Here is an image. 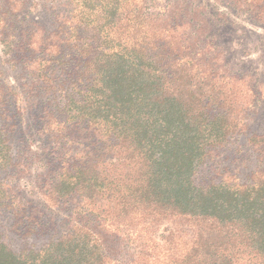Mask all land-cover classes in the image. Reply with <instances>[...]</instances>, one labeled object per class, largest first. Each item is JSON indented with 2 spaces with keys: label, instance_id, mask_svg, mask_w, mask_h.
<instances>
[{
  "label": "trees",
  "instance_id": "16d2710c",
  "mask_svg": "<svg viewBox=\"0 0 264 264\" xmlns=\"http://www.w3.org/2000/svg\"><path fill=\"white\" fill-rule=\"evenodd\" d=\"M28 4L0 0V45L41 104L34 135L59 165L48 160L40 192L64 212V229L34 224L46 240L16 252L0 243V264H264V165L242 183L196 181L238 137L264 162V132L246 121L252 95L236 108L214 76H190L189 30L175 32L169 12L147 15V0H45L48 30L18 26ZM240 4L264 23V0ZM6 102L0 91L4 122ZM0 135L7 165L9 133ZM72 144L83 145L78 159Z\"/></svg>",
  "mask_w": 264,
  "mask_h": 264
},
{
  "label": "rangeland",
  "instance_id": "374dc122",
  "mask_svg": "<svg viewBox=\"0 0 264 264\" xmlns=\"http://www.w3.org/2000/svg\"><path fill=\"white\" fill-rule=\"evenodd\" d=\"M147 1V15L164 20L163 14L169 12L174 16L170 26L175 32L180 28L189 30L191 45L183 52L186 54L183 60L189 63L185 68L189 75L214 76L212 84L235 96L227 98V103L234 102L236 108L242 103V93L251 94L244 105L246 121L251 131L264 132V23L257 22L240 0ZM45 9V0H29L17 19L18 26L24 29L30 22H38L50 29L49 12ZM18 26L15 32L19 35L22 29ZM17 40L15 36L13 46ZM1 50L0 45V91L7 100L10 119L6 122L0 119V131L9 133L3 137L8 139L10 148L7 165L0 159V243L16 252L39 247L46 240V234L36 236L42 230L34 224L55 222L62 232L64 212L47 206L40 192L42 178L50 173L46 167L48 160L51 171L59 165L55 158L45 156V140L34 135L35 111L41 104L34 107L31 103L24 86L27 74L10 57L3 56ZM231 78H236L235 87ZM238 78L242 81L237 82ZM13 110L20 112L21 119L11 116ZM241 139L238 137L220 149L199 170L196 181H201L203 186L235 179L242 183L250 171L262 167L264 162H259L257 154L245 142L243 145ZM69 148V156L76 159L82 156V144H72ZM33 227L36 229L31 230Z\"/></svg>",
  "mask_w": 264,
  "mask_h": 264
}]
</instances>
